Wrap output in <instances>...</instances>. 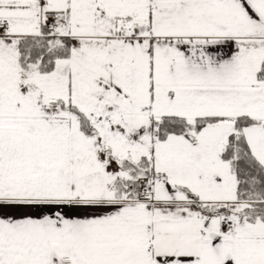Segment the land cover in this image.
<instances>
[{
    "label": "snow or ice",
    "instance_id": "snow-or-ice-1",
    "mask_svg": "<svg viewBox=\"0 0 264 264\" xmlns=\"http://www.w3.org/2000/svg\"><path fill=\"white\" fill-rule=\"evenodd\" d=\"M0 264H264V0H0Z\"/></svg>",
    "mask_w": 264,
    "mask_h": 264
}]
</instances>
